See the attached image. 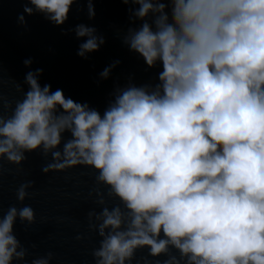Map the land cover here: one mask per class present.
Segmentation results:
<instances>
[{
    "label": "clouds",
    "instance_id": "clouds-1",
    "mask_svg": "<svg viewBox=\"0 0 264 264\" xmlns=\"http://www.w3.org/2000/svg\"><path fill=\"white\" fill-rule=\"evenodd\" d=\"M21 2L19 25L28 31L26 15H40L74 33L82 59L107 43L95 25L63 27L76 4L94 20L98 0ZM119 2L128 6V26L117 35L147 69H160L156 76L115 83L101 112L42 85L44 69L31 70V57L22 82L5 81L0 59V178L5 161L21 173L32 153L51 157L45 174L92 169L89 198L100 210L87 212V227L100 238L90 253L95 264H264V0ZM6 84L16 96L4 94ZM33 186L19 185V203ZM18 220L32 225L35 210L5 212L0 204V264H28ZM142 249L147 255L137 260ZM54 255L30 264H50Z\"/></svg>",
    "mask_w": 264,
    "mask_h": 264
},
{
    "label": "water",
    "instance_id": "water-1",
    "mask_svg": "<svg viewBox=\"0 0 264 264\" xmlns=\"http://www.w3.org/2000/svg\"><path fill=\"white\" fill-rule=\"evenodd\" d=\"M23 6L21 0H0V59L5 81L14 78L22 82L30 70L23 61L31 57L34 61L31 70L44 69L40 78L42 85L50 83L53 90L61 88L66 96L87 101L103 112L115 83L125 84L129 75H134L136 83H143L153 79L160 70L147 69L140 57L122 45L116 29L128 26V6L119 0H98L94 20L88 19L86 4L73 5L69 21L63 27L81 22L95 25L107 40L100 51L92 53L88 59L77 56L81 41L74 33L63 34L60 27L51 25L40 15H26L29 26L26 31L17 22ZM117 59L121 63L113 69L111 77L101 80L98 74ZM4 94L16 96L14 85L6 84ZM50 160V156L46 160L32 153L23 163L21 173H16V166L5 161L4 174L0 178V204L5 212L10 205H30L36 212V222L32 225H22L19 220L15 225L16 235L29 249L28 264L48 251L55 254L50 264H95L90 253L98 246L100 238L87 227V212L93 208L100 210L89 198V192L95 187L93 170L78 166L45 174L41 168ZM27 180L34 181L33 188L28 190L34 195L21 204L17 201L16 189ZM79 233L86 234V238L77 240L75 237ZM33 244L35 248L31 247ZM145 255L147 249L138 250L137 260ZM150 259L163 261L166 257Z\"/></svg>",
    "mask_w": 264,
    "mask_h": 264
}]
</instances>
